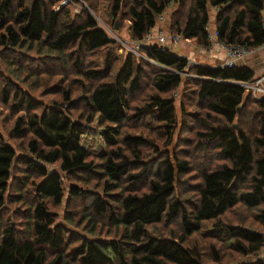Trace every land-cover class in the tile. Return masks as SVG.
Instances as JSON below:
<instances>
[{
	"label": "trees",
	"instance_id": "1",
	"mask_svg": "<svg viewBox=\"0 0 264 264\" xmlns=\"http://www.w3.org/2000/svg\"><path fill=\"white\" fill-rule=\"evenodd\" d=\"M63 1L0 0V264H264L254 71L159 44L118 56L100 23L141 39L178 1L170 31L207 47L214 6L219 42L258 46L264 0Z\"/></svg>",
	"mask_w": 264,
	"mask_h": 264
},
{
	"label": "rangeland",
	"instance_id": "2",
	"mask_svg": "<svg viewBox=\"0 0 264 264\" xmlns=\"http://www.w3.org/2000/svg\"><path fill=\"white\" fill-rule=\"evenodd\" d=\"M65 3V0L63 1ZM76 4H74L75 6ZM179 7V3L178 1H171L170 3H168V5L166 6V8L164 9V11L161 13V15H159L157 17V24L156 27L154 28V31H157V28L161 27L164 29V31L166 32V34L168 36H170L171 34H173L174 32L170 31V25L172 23V21L174 22L175 20V16L176 14H174L175 10H177ZM75 9L78 11L79 10V6L76 5ZM104 11L107 12V7L104 3V7H103ZM217 11V7L211 6L210 7V20H209V29L213 30V28H215V22H214V18H215V14ZM98 15V14H97ZM162 16V17H161ZM98 17L101 19V17L98 15ZM103 18V17H102ZM110 20V17H108ZM120 16L117 18H115L114 24L111 21H103L101 20V22L105 23L110 29L109 32H107L109 35H111L112 37L116 38V40H118V43L121 44V46L117 47L116 52L119 54L118 56H120V53L124 50V52H134V50H138L137 52L134 53H139V48L138 47V42L141 39H134L131 36L130 33V28H131V22L129 21L128 18H122L121 22H120ZM106 20V19H105ZM116 20H118V27L115 26L116 24ZM166 43L171 45V49L175 52L178 53L179 55H185L188 54H195L193 57L189 56V59L191 62H193L192 60H200L201 59H205L201 56H198L197 54V47H206V46H201L200 44H198L195 41H192V39H185L184 37H181L176 43H170L169 38H167ZM124 48V49H123ZM106 54V51H100L99 55L97 56L96 60L98 62H100L101 60H103V56ZM201 54H205V57H208L206 54H209V51L207 50V48L205 49H201ZM211 57H208V59ZM120 60V59H118ZM206 60V59H205ZM224 61V60H223ZM222 61V62H223ZM4 60L0 59V67L3 68V70L5 72L8 71V68L6 66H4L3 64ZM216 61H213V63ZM221 61H219L218 63H220ZM3 110V107H0V112ZM92 124L95 125L96 128H99V125L97 124L96 120L92 122ZM0 126H1V118H0ZM2 127V126H1ZM90 133L87 131V133L82 134L81 136V142L82 144H84L87 148H89L90 150H99L101 149V151L104 150L105 148V138L102 132H99L98 135H90ZM5 136H7V133L5 134ZM51 168H57L56 165L54 164H50L48 165ZM65 204V201L64 203ZM62 212V210L60 211V213ZM62 218V216H61ZM204 249V248H203ZM263 256L264 257V248L262 249L261 252H259L257 254V256ZM255 257H252V260H255ZM242 260H238L236 261V263L241 262Z\"/></svg>",
	"mask_w": 264,
	"mask_h": 264
},
{
	"label": "built area",
	"instance_id": "3",
	"mask_svg": "<svg viewBox=\"0 0 264 264\" xmlns=\"http://www.w3.org/2000/svg\"><path fill=\"white\" fill-rule=\"evenodd\" d=\"M161 15V14H159ZM158 15V16H159ZM162 17V16H161ZM101 26L105 29V31L109 32L108 29H110L105 23L100 22ZM157 24V23H156ZM153 26L146 34L141 38V40L138 42V47L142 44H159V45H167L171 48V45L166 43L167 38H169L170 43H176L181 36L179 34L173 33L170 36L166 34L163 28L159 27L157 28V31H154V28L156 27ZM209 29V27H208ZM211 33V43L213 41H216L217 44L219 45H224L226 46L227 49V57L224 59L223 62H221L218 65L221 66H232L236 64V61L239 58L244 57L248 52H251L252 50H255L257 48H264V41L262 44L258 46H245V45H240V44H231L227 45L222 42H219L216 38V29L213 28V30H210ZM210 43V44H211ZM209 44V45H210ZM208 45V46H209ZM138 50H134V52H137ZM195 62V61H193ZM245 88L249 91L252 92L253 96L257 99L263 98L264 97V70L260 72L259 74H255L252 80H249L247 82L242 83Z\"/></svg>",
	"mask_w": 264,
	"mask_h": 264
},
{
	"label": "crops",
	"instance_id": "4",
	"mask_svg": "<svg viewBox=\"0 0 264 264\" xmlns=\"http://www.w3.org/2000/svg\"><path fill=\"white\" fill-rule=\"evenodd\" d=\"M205 48H207V50L209 51V54H206L208 57H211L209 59L208 57H205V54H201V49H205ZM205 48L198 46L196 50L197 53L199 52L197 55L205 58L206 60L200 58V60L193 59L192 61L199 63H206L210 65H218L227 57L226 46L219 45L216 43V41H213L209 46ZM194 55L195 54H191L189 56L193 57ZM183 56H187L189 58L188 54L186 53ZM216 60L217 63L216 62L213 63V61ZM219 61L221 62L218 63ZM236 64L247 66L254 71V74H259L264 70V48H257L255 50H252L251 52H248L244 57L239 58L236 61Z\"/></svg>",
	"mask_w": 264,
	"mask_h": 264
},
{
	"label": "water",
	"instance_id": "5",
	"mask_svg": "<svg viewBox=\"0 0 264 264\" xmlns=\"http://www.w3.org/2000/svg\"><path fill=\"white\" fill-rule=\"evenodd\" d=\"M118 19V18H117ZM116 27H118V20H116V24H115ZM237 126V125H236ZM254 230V229H253Z\"/></svg>",
	"mask_w": 264,
	"mask_h": 264
}]
</instances>
